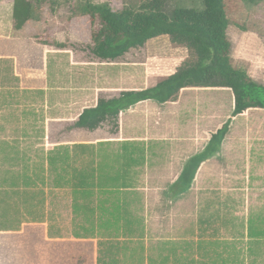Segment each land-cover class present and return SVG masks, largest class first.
<instances>
[{"label": "rangeland", "instance_id": "374dc122", "mask_svg": "<svg viewBox=\"0 0 264 264\" xmlns=\"http://www.w3.org/2000/svg\"><path fill=\"white\" fill-rule=\"evenodd\" d=\"M11 1L0 0L4 6ZM59 1L57 9H53L49 3H42L38 10L41 13L40 21L32 24L29 30L32 32L39 27L48 30L46 36H41L48 44H64L73 49L76 62L92 63L78 66L80 75L85 78L89 75L87 81L80 80V76L73 83L68 82L66 88L75 93L86 90L93 92L99 87H125L123 80L126 77L131 79L129 81L136 80L128 84L129 88L130 85L133 88L140 85L152 87L174 74L187 60L193 59L191 51L173 44L169 37L162 36L147 42L144 47L131 50L112 64H103L92 53L90 17L71 15L70 5H74L75 0ZM93 2L110 3L114 9L123 6L122 0ZM181 2L184 6H196L192 0H173L170 5L174 7ZM255 9L252 13L243 11L244 15L242 13L236 19L239 24H245L247 30L242 31L231 25L227 34L231 43L233 66L244 69L253 80L264 84V0ZM7 51V45L0 43V55ZM179 98V102L170 108L160 106L150 118L142 120L144 125L150 123L153 127L152 132H146L145 137L154 138L160 143L159 148L155 149L160 176L152 175L149 181V186L159 189V194L148 197L150 230L165 238L175 237L179 233V237H187L185 233L189 231L188 237L195 239H245L249 222L253 219L254 227L264 235V197L248 194L246 169L249 149L252 156L255 155L253 151L257 150L256 146L249 148V143H261L264 139L260 127H257L264 124V110L250 109L243 115L233 117L234 96L231 90H220L217 93L186 90ZM10 109L14 110L15 107ZM19 109L21 107L15 112ZM1 112L0 123L15 122V118L11 119L12 115H9V108L1 106ZM19 119L17 115L16 122ZM226 122H230V127L222 152L201 168L190 192L177 200H171L170 196L163 194L177 179L186 160L203 149ZM107 125L111 127L112 124ZM106 131L110 132L111 129ZM144 133L139 132L138 135L144 136ZM107 135L104 128L97 133V137L104 138ZM91 137L86 133L75 135L79 139ZM15 138H21L20 133L1 134L3 142H14ZM38 138V133L37 136L34 133L32 147L16 148L19 150L20 161L0 158V264H77L78 260L79 263L90 264L92 251L87 245L43 241V230L38 224L27 226V223H39L46 218V210L49 211L47 219L67 224L74 210L68 195L52 190L49 201L46 200V191L43 189L46 187V170L44 156L42 158L40 155L44 147L39 146L43 140ZM165 142L174 144L165 146ZM14 143L17 145L18 140ZM13 175L14 184H18L16 188L11 187L13 183H9ZM3 180H7L4 185ZM49 181L54 184L52 179ZM55 229L66 238H71L70 235L77 232L78 228L65 226ZM254 249L260 257L255 260L253 256L248 260L264 264V258H261L264 255V244ZM166 260L170 263V259Z\"/></svg>", "mask_w": 264, "mask_h": 264}, {"label": "crops", "instance_id": "0c3cea01", "mask_svg": "<svg viewBox=\"0 0 264 264\" xmlns=\"http://www.w3.org/2000/svg\"><path fill=\"white\" fill-rule=\"evenodd\" d=\"M14 4L15 0L9 2L7 6L0 2V35L3 36L0 37V43L8 47L7 53L0 55V116L3 106L9 108L11 119L15 118L13 124L0 123V141L2 133H20L21 138L14 140V142L18 140L17 145L14 142H3V148L7 146L15 148L12 157L18 162L20 161L18 149L32 147L34 145L32 136L34 133L37 136L38 133V140H43L39 146L45 148L40 155L42 158L44 156L46 170L44 178L46 187L43 188L46 191V200L49 201V193L54 190L59 194L68 195L74 208L67 224L47 219L49 211L46 210V218L39 223H27V226L38 224L43 230V241L62 244L67 241L87 245L92 251L90 264H166V259H170L168 264H172L176 255L183 257L185 264L186 257H191L192 252L187 243L198 241L202 237L196 239L188 237L190 232L185 231L187 237H179L181 236L179 233L175 237L165 238L154 234L148 226L150 217L148 197L159 194V189L149 186V181L152 175L160 176V168L156 162L158 156L155 155L157 153L155 149L159 148L160 143L154 138L145 137L146 132H152L153 127L150 123L144 125L142 120L150 118L153 111L160 106H166L168 109L179 102L181 93L186 90L217 93L225 89H183L174 102L146 100L121 111L117 121L110 123L108 120L92 130L81 129L76 126L80 116L86 109L95 108L100 99L117 98L121 92L151 87L140 85L133 88L130 85L129 88L128 84L135 83L136 80L129 81L131 79L126 77L123 80L126 83L125 87L115 89L99 87L93 92L86 90L75 93L66 88L69 81L73 83L80 76V80L87 81L89 75L85 74L86 78L80 75L78 66L92 63L76 62L71 48L59 47L60 44H48L41 38L42 35L46 36L48 30L39 27L30 32L32 24L39 22L40 19L28 21L23 28L16 29L13 19ZM42 5L37 2L36 8L39 10ZM38 13L41 18V13ZM98 59L103 64L113 63ZM12 106L15 107L14 110L10 109ZM19 107L21 109L16 113ZM17 115L20 116L18 122ZM107 124L112 125L109 127ZM257 127H260V133L264 137V124L261 123ZM102 128L108 135L104 138L97 137ZM109 129L110 132L106 131ZM139 132H145L144 136L138 135ZM84 133L92 137L75 138V135ZM164 144L170 146L174 143ZM223 145L224 142L220 152L204 162L198 173L222 152ZM206 146L190 156L185 164L191 157L201 153ZM250 146H256L257 150L253 151L255 155L252 156L249 149L246 167L248 194L264 197V139L261 143H249V148ZM5 154L3 152L2 157H6ZM51 179L54 184L50 183ZM188 192L175 196L169 187L163 194L170 196L171 200H177ZM24 225L26 226V223ZM65 226L68 228L76 226L77 232L72 233L71 238H66L55 229ZM257 232L258 238L249 239L246 236L243 241L246 244L254 242L252 246L248 244L245 264H258L255 260L260 256L256 255L254 248L264 244V239L260 238L264 235L259 229ZM203 239L222 240L216 237ZM202 255L203 258H211L209 252H203ZM253 256L256 257L255 260H248ZM261 258H264V255ZM206 259L202 262L208 264ZM79 262L77 264H84Z\"/></svg>", "mask_w": 264, "mask_h": 264}, {"label": "trees", "instance_id": "16d2710c", "mask_svg": "<svg viewBox=\"0 0 264 264\" xmlns=\"http://www.w3.org/2000/svg\"><path fill=\"white\" fill-rule=\"evenodd\" d=\"M172 1L122 0L121 9H114L110 3L95 4L93 0L73 1L74 5H70L71 15L91 19L92 53L101 60L116 62L131 50L144 47L147 42L162 36L191 51L193 57L154 87L121 92L117 98L100 99L95 108L83 112L76 123L77 127L92 130L108 120L110 123L117 121L121 111L146 100L174 102L180 92L188 88L231 90L234 96L233 117L243 115L250 109H264V84L253 80L244 69L233 66L227 34L231 25L242 31L247 30L245 24H239L237 17L243 11L254 12L263 0H192L196 3L194 7L184 6L182 2L171 7ZM37 2L49 3L53 9L60 6L59 0H15L13 19L16 29L23 28L28 21L40 19ZM59 47L65 45L60 44ZM229 127L230 122H226L212 135L206 148L188 160L171 186L175 196L193 187L201 165L220 152ZM14 150L9 146L3 148V141H0L1 159L4 152L5 159L17 161L12 157ZM11 177L13 180L9 179V183L16 188L15 175ZM6 182L3 180V185ZM1 185L2 182L0 189ZM247 234L249 239L258 238L253 219L249 222ZM243 241L244 238L208 241L203 237L191 241L187 243L192 251L191 257H186L185 264H206L202 262L206 259L203 252L210 253L211 258L206 259L208 264H245L249 243ZM172 264H183V257L176 255Z\"/></svg>", "mask_w": 264, "mask_h": 264}]
</instances>
